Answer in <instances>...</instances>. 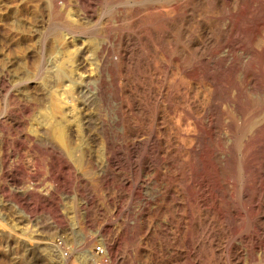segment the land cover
<instances>
[{
	"label": "bare ground",
	"instance_id": "bare-ground-1",
	"mask_svg": "<svg viewBox=\"0 0 264 264\" xmlns=\"http://www.w3.org/2000/svg\"><path fill=\"white\" fill-rule=\"evenodd\" d=\"M43 2L67 19L63 55L39 57L17 82L0 76V207L28 218L53 206L50 234L15 236L19 246L70 264L51 196L9 189L22 149L80 196L89 264H264V0ZM99 4L112 5L105 21ZM2 219L17 235V219Z\"/></svg>",
	"mask_w": 264,
	"mask_h": 264
},
{
	"label": "rangeland",
	"instance_id": "rangeland-1",
	"mask_svg": "<svg viewBox=\"0 0 264 264\" xmlns=\"http://www.w3.org/2000/svg\"><path fill=\"white\" fill-rule=\"evenodd\" d=\"M3 1H5V2H3ZM0 3H1L0 4V76L2 74L3 75L8 74L7 76H9V79H11V81H13V83H14V82H17L14 80L16 78H18V81H19L20 80L19 77L22 78L23 74H25V75L30 74V73H25V72H30L32 70L31 71V73H32L34 71V69L36 68V65L39 62V61H37V59L39 60V57L42 56L45 60H47V59L50 60V59L56 58V56L57 57L61 56L60 54H62L61 53L62 51L60 52V50L58 49V42L57 41H58V39H60L62 37L61 35L66 33V30L68 28L67 27L68 22H66L67 19H65V17H63V16H62V19L59 18V19H61V20H59L60 21L59 22L57 19L55 20V18H53L51 16V13H49L50 14L49 15L48 14L49 11L47 10V7L45 6L46 7L45 8L43 6L44 5L43 0H0ZM4 3H6V4H4ZM22 6H23V8H22ZM110 6H112V5H109L107 8H105V7H103L102 4L97 5V7H96L97 13H96L95 17L98 18V16H99L100 19H101V17H103L101 20H104V21L107 20V18L109 17V13H110L109 10L111 9ZM42 7H44V9ZM20 10H21V12H20ZM42 10H43V12H42ZM22 11H23V13L25 11V13L23 14ZM103 11H104V13H103ZM32 12L35 14H33ZM63 12H64V10H63ZM43 13H44V15H43ZM13 14H14V16H13ZM36 14H38V16ZM17 16H19V17H17ZM48 24H50V25H48ZM19 25H20V28H19ZM28 31H30V32H28ZM41 36H42V38H41ZM86 37H87V39H89V42H91V43L92 42L95 43V42L99 41L97 38H94V32L91 29L88 33H86ZM28 41H30V42H28ZM23 70H24V72H22ZM25 70H27V71H25ZM28 70H30V71H28ZM20 72L23 74H21ZM19 73L22 76L19 75ZM16 74H17V76H16ZM171 74H173V73H171ZM171 74L169 75V77H171V78L167 77L168 80H170V79L173 80V78L175 77L174 76L175 72L173 74L174 77ZM177 75L175 78L180 77L179 74H177ZM10 76H11V78H10ZM13 78H15V79L13 80ZM27 84L25 86H26V88H28L27 89L28 91L25 89L23 91V93L26 91V93H24V94H26L28 97H32L33 92L35 90L34 89V83L30 81ZM25 86L24 87L19 86V88L22 87L21 89H23V88H25ZM17 94H20V92H18ZM33 116L34 115L32 114V116H28L24 119L25 120L24 126H23L24 130L28 131L30 126L32 125V123H34V119L31 118ZM21 151L14 153V155H13V158H14L13 160H15L14 161L15 168H16V170H19L18 176H19V178H21V182H20V184H16L18 187L15 185L16 187L11 186L9 189H11V191H15L19 194H23V192L25 193L26 191H28L32 195H35V196L40 195V194H46L47 196H51V199L55 202L54 204H57V206L60 210V214L62 213L61 215H63L62 216L63 221H65V224H64V227L62 228V230L68 234V240L66 241V245L61 246V247L66 249L64 253L69 252V255L71 254L70 264H85L86 262L89 264V262H88L89 260L87 261L85 259L86 255H84L85 248H84V246H81L82 240L84 237V233L82 230H79L80 227H78L79 225L76 223L75 217L73 216L74 215L73 210H72L73 206L77 205L80 202V196L76 195L77 193H76V191L73 190L74 188H71V187L65 188L63 185V184H65L64 182H62V181L59 182V180L57 181V179L55 180L53 178L54 179L53 180L52 178H50L49 173H48L49 171H48L46 164L42 161V159H40V157H37V155L34 152H30V151L22 150V149H21ZM65 173L68 174V175L66 174L67 179H68V180L66 179L67 182L68 181L74 182L75 179H73L66 170H65ZM79 174H81V173H79ZM93 176H95V175H93ZM84 181H86V180H84ZM84 181L81 178L76 180L77 183L81 182L78 184V186H80V187L82 186V184L85 183ZM63 188H64V190H63ZM28 192H26V193H28ZM56 201L58 203H56ZM74 201L77 204H75ZM51 207H53V206H47L43 210L44 212L37 211L31 217L27 218L24 214H22L20 212L17 213L18 211H16V210H18V209H17V207H15V205L12 202H8L6 200L3 201V205L0 207V208H2L0 210V212H1L2 217H3V219H2L3 222L5 224L7 222H9V224H11L10 223L11 219H13L14 221L17 219L16 221L19 224H18V227L16 228V232L18 233L17 235H14L13 232L10 233L9 232L10 230L9 231L7 230L8 226L2 227L6 230H4V229L0 230V264H36L37 263V261L35 260L36 258L34 257L36 252H34L32 250L26 252L25 248L28 246H26V247L25 246H19V244L16 240L17 239L16 237L17 236L22 237V235L28 234V232H29V234H32V233L35 234V233H37V230H38V232H40L39 236L47 235V234L49 235L50 229L48 227L49 226L48 224L50 223V219L48 218L47 213L51 212V210L53 209ZM2 217H0V218H2ZM8 217H10V218H8ZM28 221H30V222H28ZM2 230H4V231H2ZM35 230H36V232H35ZM5 232H7L9 236L10 235L11 236L9 237ZM85 232L89 233L88 230H85ZM4 234H6L7 236L6 235L3 236ZM61 241L62 240L59 238L56 239V242H61ZM52 247L53 246H40V249L43 248V249H45L44 252L48 251V252L52 253V250H51ZM99 247H100V245H98L97 247L95 246L94 247L95 251L102 252L103 248L99 249ZM41 252H43V250H41ZM43 256H44V258H46L45 255H43ZM37 264H39V263H37ZM119 264H126V263H119Z\"/></svg>",
	"mask_w": 264,
	"mask_h": 264
}]
</instances>
